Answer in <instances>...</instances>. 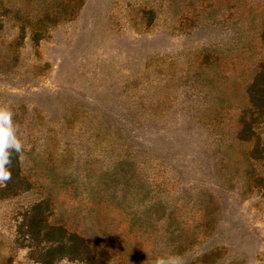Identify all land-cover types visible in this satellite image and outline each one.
Instances as JSON below:
<instances>
[{
  "label": "rangeland",
  "instance_id": "obj_1",
  "mask_svg": "<svg viewBox=\"0 0 264 264\" xmlns=\"http://www.w3.org/2000/svg\"><path fill=\"white\" fill-rule=\"evenodd\" d=\"M263 15L264 0H0V105L10 102L32 185L0 196V264H39L17 227L44 196L33 179L44 170L74 182L53 193V214L72 211L83 232L95 220L125 229L114 212H88V189L121 160L198 254L264 264V158L236 136ZM253 131L264 146V117Z\"/></svg>",
  "mask_w": 264,
  "mask_h": 264
},
{
  "label": "trees",
  "instance_id": "obj_2",
  "mask_svg": "<svg viewBox=\"0 0 264 264\" xmlns=\"http://www.w3.org/2000/svg\"><path fill=\"white\" fill-rule=\"evenodd\" d=\"M259 41L263 58L253 69L251 81L245 85L247 106L240 112L236 133L240 141L249 142L255 138L250 153L252 160L264 158V146H260L253 131L254 125L264 117V15ZM118 164L120 167L115 170V178L114 171L101 172L95 178V186L88 189V212L116 213L118 231L126 224L125 229L114 233L100 226L96 220L90 227L98 230H77L79 218L72 211L53 214L50 202L55 198L53 193L72 189L74 183L68 181L66 173L44 170L38 177L33 175L44 196L25 212L17 227L22 238L20 245L29 251V258L39 264H56L64 259L80 264H156L160 258L171 257L181 264V259L188 255V264L216 263L220 258L217 248L198 254L194 250L198 238L189 233L172 212H167L165 203L148 196L138 167L127 160ZM22 167L23 153L12 152V179L1 189L0 196H16L31 189L30 176ZM203 213L205 215V211ZM108 217L105 216L106 219ZM196 223L202 227L200 237H208L210 222L202 217L201 222Z\"/></svg>",
  "mask_w": 264,
  "mask_h": 264
},
{
  "label": "clouds",
  "instance_id": "obj_3",
  "mask_svg": "<svg viewBox=\"0 0 264 264\" xmlns=\"http://www.w3.org/2000/svg\"><path fill=\"white\" fill-rule=\"evenodd\" d=\"M12 115L10 102L0 105V186H4L12 179L10 170L12 152L19 154L23 151V145L15 134ZM156 264H179V262L169 257L158 259Z\"/></svg>",
  "mask_w": 264,
  "mask_h": 264
}]
</instances>
